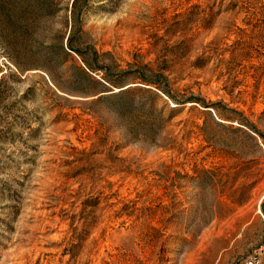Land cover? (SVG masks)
<instances>
[{
	"label": "rangeland",
	"instance_id": "1",
	"mask_svg": "<svg viewBox=\"0 0 264 264\" xmlns=\"http://www.w3.org/2000/svg\"><path fill=\"white\" fill-rule=\"evenodd\" d=\"M55 1L0 0V264H245L264 0Z\"/></svg>",
	"mask_w": 264,
	"mask_h": 264
},
{
	"label": "trees",
	"instance_id": "2",
	"mask_svg": "<svg viewBox=\"0 0 264 264\" xmlns=\"http://www.w3.org/2000/svg\"><path fill=\"white\" fill-rule=\"evenodd\" d=\"M27 1V3H31V2H33V0H26ZM35 2V5H36V8H37V10H38V13L39 14H44V15H50V14H53L54 12H55V8H56V6H57V4H56V1L55 0H34ZM75 13H76V11H77V9H76V7H75ZM69 50L71 51V52H74V53H76V54H78V55H80L79 53H78V51H76L74 48H72V47H69ZM85 62V61H84ZM86 63V62H85ZM87 64V63H86ZM125 91H121L120 93H121V95H124L125 93H124ZM107 93V92H106ZM118 97V96H117Z\"/></svg>",
	"mask_w": 264,
	"mask_h": 264
},
{
	"label": "built area",
	"instance_id": "3",
	"mask_svg": "<svg viewBox=\"0 0 264 264\" xmlns=\"http://www.w3.org/2000/svg\"><path fill=\"white\" fill-rule=\"evenodd\" d=\"M245 264H264V241L246 259Z\"/></svg>",
	"mask_w": 264,
	"mask_h": 264
}]
</instances>
